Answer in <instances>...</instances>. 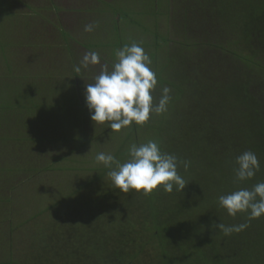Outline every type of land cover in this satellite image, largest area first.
I'll list each match as a JSON object with an SVG mask.
<instances>
[{
    "label": "trees",
    "instance_id": "1",
    "mask_svg": "<svg viewBox=\"0 0 264 264\" xmlns=\"http://www.w3.org/2000/svg\"><path fill=\"white\" fill-rule=\"evenodd\" d=\"M186 2L211 25L228 26L219 50L236 61L228 82L189 68L187 60L169 81L156 86L159 99L163 87L171 89L168 110L176 113L166 125L171 146L161 151L190 162L187 170L178 166L188 184L183 192L174 188L172 193L158 186L145 197L135 190L122 192L113 203L99 200L100 208L88 203L83 211H92L93 220L81 225L82 215L72 213L69 222L52 225L50 239L33 244L38 251L33 264H264V215L249 220L247 212H240L232 217L218 202L221 195L264 182V0ZM149 122V135L158 137L160 130ZM248 150L257 155L260 169L240 182L235 161ZM219 222L248 227L226 236L215 227Z\"/></svg>",
    "mask_w": 264,
    "mask_h": 264
},
{
    "label": "crops",
    "instance_id": "2",
    "mask_svg": "<svg viewBox=\"0 0 264 264\" xmlns=\"http://www.w3.org/2000/svg\"><path fill=\"white\" fill-rule=\"evenodd\" d=\"M163 1L146 0L151 15L147 12L144 16L153 17L150 24L155 28V35L151 37L150 31L147 34L153 40L152 46L160 38L157 24L168 16L171 6V0H166V11L159 12ZM144 3L145 0H0V252L13 251L19 233L12 232L19 227L16 220L4 218L16 217L11 210H15L19 201L24 202L26 197L27 200L28 194L35 193V180L42 178L44 170L52 168L49 164L57 163L53 160L57 154L63 152V162L67 150L76 152L80 145L85 150L86 146L94 148L90 139L94 134L98 138L99 131L102 130L100 137L115 132L108 130L107 122L96 130L98 123L94 127L89 121L82 129L72 128L73 132L67 130L64 134L60 133L61 125L54 122L58 121V112L71 116L73 121L83 120V109L89 112L86 85L94 83L105 67L112 70L117 50L131 45L133 39L144 38V32L133 28L136 23L129 18L132 9H141ZM88 24L93 25L91 32L84 30ZM91 52L99 54L100 62L81 67L77 73L75 68ZM68 96L73 101L66 100ZM52 123L54 129L48 134L47 125L52 127ZM83 129L86 130L81 132ZM83 134L89 137L87 142L80 143ZM60 136L66 138L64 145L54 147ZM100 141L105 144L99 140L96 145ZM73 143L75 150H65ZM59 158L58 163L61 154ZM71 162L75 163V158ZM36 164L40 168H35ZM19 193H23L21 198ZM1 241L10 243V248Z\"/></svg>",
    "mask_w": 264,
    "mask_h": 264
},
{
    "label": "rangeland",
    "instance_id": "3",
    "mask_svg": "<svg viewBox=\"0 0 264 264\" xmlns=\"http://www.w3.org/2000/svg\"><path fill=\"white\" fill-rule=\"evenodd\" d=\"M186 1L188 0H171L168 16L166 15L167 17L164 16L161 18L162 23L157 24V33L160 34V38L154 40L155 44H153V46L151 42L153 40L149 39L150 36L152 37V35H155V28L150 24L153 17L147 18L144 16V14L150 10L149 6L147 7L148 4L146 0L144 3L145 5L141 9L138 7L137 9H132V13L129 14L130 22L136 23L132 27L137 29L140 33L144 32L145 36L144 38L140 36L138 41L133 39L131 42L138 43L148 54L152 61L150 67L157 74V78L163 79L160 80V82L158 81L160 85L163 84L165 80H168L167 77H169L172 72H177L178 65L186 64L187 62L183 61L187 60H190L187 65L189 68H194L195 66L202 74H208L213 77L214 80L217 79L218 82L223 83L227 81L228 78L234 77L236 73V61L225 58L219 50V45H222L223 39L227 37L223 29L227 30L228 26L226 24L225 26H221V23L211 25L209 22L210 20L200 16L198 12L195 11L192 13L191 10L188 9L189 3ZM167 3L168 2L164 0L163 3L160 4L161 10L158 9L159 12L162 10H164V12L166 11ZM142 10H144V12H140ZM184 10H186V14ZM148 15L151 14L148 12ZM148 31H150V36L147 35ZM163 38H166L168 41L167 44H164ZM167 65L168 71L164 69ZM156 89L157 87L151 93L154 98V103L155 100H159V98L156 97ZM72 99V97L70 98V96H68L66 100L73 101ZM156 103H158V101H156ZM173 110H167L163 115H151L149 119L151 123L149 122V124L160 130L158 137L154 134L149 135V131L151 130L149 126L145 124L136 125L134 122L132 125L122 128L121 130L123 131L111 132V135L100 137V134H102L101 128L103 126L98 123L96 130H101L99 131V137L95 138L94 134V137L90 139L89 143L90 145H94V148L86 146L85 150V148H82L80 145L78 151L73 153L70 152L71 155H69L70 153L67 149H74L75 144L67 145L65 147L67 151L66 153L64 152V155L68 154L66 160L62 162L63 152H61V161L58 163V159H60V154L58 153L57 157L53 159L54 161L56 160L55 162L57 163L49 164V166L52 165V168L44 170L41 174L42 178L35 180L36 185L33 186L35 188V193L28 194L29 201L28 199L26 200V197L23 200L24 202H21L22 200L18 202L19 205L15 207V210H11L12 213L15 212L14 214L16 217L4 218V221L11 219V221L14 222V220H16L15 222L18 223V226L23 222V226L19 228V235L17 234L15 236L13 251L7 253L2 250L0 252V263L8 264L7 262L14 260L16 264H20L24 261L33 264L32 256L36 253V251L34 252L33 244L39 240L41 241L42 238H46L45 240L50 239L51 235H53V231L51 232L50 230L52 225L59 222L61 223V220L69 222L70 218H72V213L82 215L80 219L81 225L91 222L93 220L90 216L92 211H89L90 214L83 211L88 203L91 206H95V208L96 206L100 208L102 203L99 200L110 199V203L115 202L116 198H118L115 195H120L122 192L114 186L108 175V172L112 169L106 168L102 163H98L95 159L96 155L101 152L112 154L116 161L122 164L129 159L128 149L133 143L139 145L149 140H154L160 145L161 150H163V147H170L172 134H170L167 129L169 127H166V125L176 116ZM54 111L55 110H52L51 115ZM82 113V121H73L71 116H66L64 113L58 112V121L56 123L54 122V124L61 125L59 130L60 133L64 134H67V130L73 132L72 128L77 130L82 129L81 127L84 126V123L89 121H91V126L94 125V127H96V124L88 119L90 118V113L87 112L86 109H83ZM54 124L52 123V127L51 124L50 126L47 125L46 132H48V134L52 133ZM134 128L138 129L133 131ZM84 130L86 129L80 131L82 132ZM108 130L113 131L109 126ZM91 131L93 132V130ZM60 137L61 138L55 140L54 147H61L64 145L67 137L66 135L63 136L66 138ZM77 137L78 136H76V138ZM88 137L89 135H87V138ZM70 138H75V136ZM87 138L83 134L82 137L79 138L81 139L80 143L83 141L87 142ZM99 140H104L105 144L103 145V141H100L99 145H96ZM57 141H60V144ZM74 158L76 162L72 164L71 161ZM77 158L81 160V163ZM64 159L65 158H63V160ZM39 165L40 164H36L35 168H40ZM44 165L42 166L43 169L48 167V164L46 166ZM112 168H116V164H113ZM35 175H38V173ZM31 190L32 187L29 193H31ZM22 194L23 193H19L18 196L21 198L23 196ZM140 195L145 197L143 193H140ZM127 196L128 195H126V197ZM105 206L107 209H111L107 205ZM50 208L52 209L50 210ZM24 221H26V223ZM6 226L5 224L4 228ZM63 230L65 233L67 228L64 227ZM1 242L4 246L7 245L9 247L10 243L8 244L6 241ZM31 253L33 255H30Z\"/></svg>",
    "mask_w": 264,
    "mask_h": 264
},
{
    "label": "clouds",
    "instance_id": "4",
    "mask_svg": "<svg viewBox=\"0 0 264 264\" xmlns=\"http://www.w3.org/2000/svg\"><path fill=\"white\" fill-rule=\"evenodd\" d=\"M85 31L91 32L93 25H85ZM116 62L109 71L106 67L94 78V83L86 85L85 101L90 113V119L95 123H108L113 131L133 124L143 125L151 115H161L168 110L171 89L162 88L158 103H154L152 91L158 84L156 73L150 67L152 61L145 50L133 42L117 50ZM99 54L91 52L86 55L75 71L81 72V67L98 64ZM129 159L125 163L116 161L112 154L98 153L95 157L98 163L112 169L108 172L114 186L121 192L130 190L149 195L162 186L163 191L172 193L183 192L188 184L178 173V166L185 170L190 162L179 160L174 154L163 153L160 145L149 140L139 145L133 143L128 149ZM234 168L235 178L243 182L252 179L260 169L257 155L245 151L236 157ZM116 164V168L112 165ZM219 205L227 213L235 217L237 213L247 212L249 220L264 215V182L253 185L251 189L240 188L230 194L218 198ZM215 227L226 236L239 233L248 227L247 223L226 226L219 222Z\"/></svg>",
    "mask_w": 264,
    "mask_h": 264
}]
</instances>
